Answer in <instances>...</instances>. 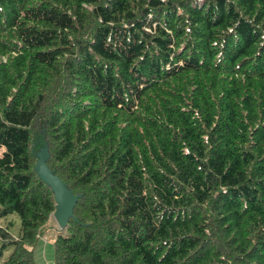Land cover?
I'll return each instance as SVG.
<instances>
[{
  "label": "trees",
  "instance_id": "16d2710c",
  "mask_svg": "<svg viewBox=\"0 0 264 264\" xmlns=\"http://www.w3.org/2000/svg\"><path fill=\"white\" fill-rule=\"evenodd\" d=\"M2 264H264V0H0ZM51 262V261H50Z\"/></svg>",
  "mask_w": 264,
  "mask_h": 264
},
{
  "label": "water",
  "instance_id": "95a60500",
  "mask_svg": "<svg viewBox=\"0 0 264 264\" xmlns=\"http://www.w3.org/2000/svg\"><path fill=\"white\" fill-rule=\"evenodd\" d=\"M46 158L47 154L45 151L38 155L36 171L44 183L48 185L54 193L56 207L52 217L55 219L58 227L64 230L69 218L72 217V209L77 197L66 188L62 181L51 175L45 164Z\"/></svg>",
  "mask_w": 264,
  "mask_h": 264
},
{
  "label": "rangeland",
  "instance_id": "374dc122",
  "mask_svg": "<svg viewBox=\"0 0 264 264\" xmlns=\"http://www.w3.org/2000/svg\"><path fill=\"white\" fill-rule=\"evenodd\" d=\"M2 152L3 149L0 148V155L2 154ZM0 225L2 227L7 226L8 232L13 238H17L19 236L20 220L16 214H11L7 216L5 219H1ZM43 230L44 232L42 233V236L40 237L39 242L34 250L35 261L38 264H45V263L48 264L49 261H51L52 263L54 258L53 241L56 235L58 234V232H60L59 230L61 229L58 227L55 219L51 217V219L43 226ZM1 245L2 242L0 241V247ZM10 252L11 249H8L3 253L2 258L0 259V264H2L7 259Z\"/></svg>",
  "mask_w": 264,
  "mask_h": 264
},
{
  "label": "crops",
  "instance_id": "0c3cea01",
  "mask_svg": "<svg viewBox=\"0 0 264 264\" xmlns=\"http://www.w3.org/2000/svg\"><path fill=\"white\" fill-rule=\"evenodd\" d=\"M45 264H47V263H45ZM48 264H51V262L49 261Z\"/></svg>",
  "mask_w": 264,
  "mask_h": 264
}]
</instances>
